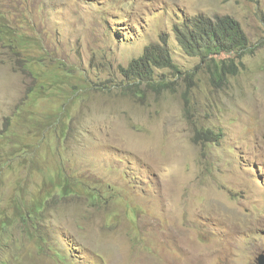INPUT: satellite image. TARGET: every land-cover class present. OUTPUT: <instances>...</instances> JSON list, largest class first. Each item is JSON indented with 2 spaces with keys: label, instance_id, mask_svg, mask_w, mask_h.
I'll return each instance as SVG.
<instances>
[{
  "label": "rangeland",
  "instance_id": "obj_1",
  "mask_svg": "<svg viewBox=\"0 0 264 264\" xmlns=\"http://www.w3.org/2000/svg\"><path fill=\"white\" fill-rule=\"evenodd\" d=\"M201 13L250 39L219 87L174 30ZM159 43L182 72L130 84L121 67ZM262 254L264 0H0V264Z\"/></svg>",
  "mask_w": 264,
  "mask_h": 264
},
{
  "label": "trees",
  "instance_id": "obj_2",
  "mask_svg": "<svg viewBox=\"0 0 264 264\" xmlns=\"http://www.w3.org/2000/svg\"><path fill=\"white\" fill-rule=\"evenodd\" d=\"M174 30L185 53L201 57V62L206 65L212 84L216 87L225 85L230 76L239 73L243 58L252 50L242 24L231 15L209 16L201 13L176 24ZM221 53H234L235 57L219 59L217 56ZM161 68L182 72L174 63L168 46L159 43L147 46L140 57L133 59L127 67H121V72L130 84L146 85L159 91L171 86L169 82L155 79L156 70ZM205 134L207 138L219 139L211 129ZM195 142L198 143L197 138Z\"/></svg>",
  "mask_w": 264,
  "mask_h": 264
},
{
  "label": "water",
  "instance_id": "obj_3",
  "mask_svg": "<svg viewBox=\"0 0 264 264\" xmlns=\"http://www.w3.org/2000/svg\"><path fill=\"white\" fill-rule=\"evenodd\" d=\"M258 264H264V256L263 255L260 256Z\"/></svg>",
  "mask_w": 264,
  "mask_h": 264
},
{
  "label": "clouds",
  "instance_id": "obj_4",
  "mask_svg": "<svg viewBox=\"0 0 264 264\" xmlns=\"http://www.w3.org/2000/svg\"><path fill=\"white\" fill-rule=\"evenodd\" d=\"M264 256V254H262ZM260 258V257H259ZM259 258H258V263H259Z\"/></svg>",
  "mask_w": 264,
  "mask_h": 264
}]
</instances>
